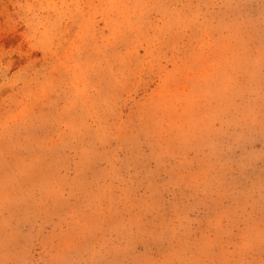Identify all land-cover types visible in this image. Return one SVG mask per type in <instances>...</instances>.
Returning <instances> with one entry per match:
<instances>
[{"label":"rangeland","instance_id":"374dc122","mask_svg":"<svg viewBox=\"0 0 264 264\" xmlns=\"http://www.w3.org/2000/svg\"><path fill=\"white\" fill-rule=\"evenodd\" d=\"M0 264H264V0H0Z\"/></svg>","mask_w":264,"mask_h":264}]
</instances>
